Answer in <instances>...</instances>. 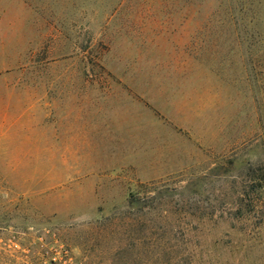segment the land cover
Segmentation results:
<instances>
[{"label": "rangeland", "instance_id": "374dc122", "mask_svg": "<svg viewBox=\"0 0 264 264\" xmlns=\"http://www.w3.org/2000/svg\"><path fill=\"white\" fill-rule=\"evenodd\" d=\"M0 264H264V0H0Z\"/></svg>", "mask_w": 264, "mask_h": 264}]
</instances>
